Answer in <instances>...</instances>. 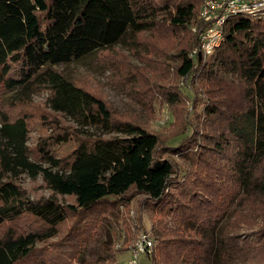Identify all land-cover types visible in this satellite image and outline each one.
I'll list each match as a JSON object with an SVG mask.
<instances>
[{"label":"trees","instance_id":"obj_1","mask_svg":"<svg viewBox=\"0 0 264 264\" xmlns=\"http://www.w3.org/2000/svg\"><path fill=\"white\" fill-rule=\"evenodd\" d=\"M202 5L0 0V264H100L85 259L87 246L102 233L110 238L112 221L130 238L127 214L138 195L159 236L152 264H206L208 234L235 196L264 193V18L229 17L222 42L200 62L191 52L211 25L199 17ZM128 35L146 43L147 58L169 56L177 77L200 79L190 94L124 54L102 52L138 104L151 110L157 95L169 103L177 115L172 135L196 123L177 145L113 110L97 85L75 83L58 68ZM37 95L46 99L36 103ZM173 153L191 159L183 175ZM22 174L40 177L50 194L31 196ZM232 216L237 235H252L250 264H264V201Z\"/></svg>","mask_w":264,"mask_h":264},{"label":"rangeland","instance_id":"obj_2","mask_svg":"<svg viewBox=\"0 0 264 264\" xmlns=\"http://www.w3.org/2000/svg\"><path fill=\"white\" fill-rule=\"evenodd\" d=\"M204 1V0H203ZM199 47V46H198ZM197 47V48H198ZM195 48L191 54L197 49ZM103 53L112 52L115 54H124L130 61V64L138 69L149 68L156 70V78L159 80H168L176 82L182 89L192 94L193 89H197L200 79L198 76L177 77L175 73V62L170 61V57H160L153 55V59L147 58L148 49L146 43H142L136 36L128 35L125 39L116 43L110 48L98 50L81 59L75 60L70 64L58 67L64 74L75 83H90L97 85L102 94L106 97L111 108L120 114H127L136 118V120L144 127L161 133L167 137V142L170 145H177L180 140L191 133V130L196 126L187 123L181 132L172 135V132L177 130V115L174 114L169 103L163 101L158 95L155 97L152 109L138 104L133 99L134 90L130 92L124 82L115 79L113 74L107 69L106 62L101 58ZM132 87L136 84L137 79H130ZM46 99L45 95H37L34 97L36 103ZM190 113L193 112L192 105L187 102ZM171 134V137L169 136ZM179 134V135H178ZM38 135L37 130L32 131L31 144L34 143L35 137ZM181 167V173L192 166L191 159L181 153H173L171 155ZM22 185L29 191L31 196L49 195L50 191L42 188V180L39 177L33 180L28 174L21 175ZM143 196L138 195L132 200V204L127 215L128 219H133L129 222L131 227L130 238L126 235L121 225L112 221L109 225L111 237L108 238L105 233L99 235L98 239H94L84 252L85 259L88 262L107 264L112 259L111 254L118 248L128 247L123 249V252H116V264H127L131 253L132 244L138 239L142 232H150L155 243L159 237L151 230V209L148 204L143 203ZM264 201V193H244L235 196L234 202L231 203L230 211L224 219L219 223L218 230L215 234L209 233L211 238V252L207 258L206 264H250L254 261V247L252 244V235L247 230H243L237 235L231 224V218L234 211L245 212L251 210L258 202ZM71 202V201H69ZM126 214V213H125ZM142 220L143 227L139 228L135 221ZM154 253V252H153ZM76 264V263H73ZM141 264H152L151 256L145 255L142 257Z\"/></svg>","mask_w":264,"mask_h":264},{"label":"built area","instance_id":"obj_3","mask_svg":"<svg viewBox=\"0 0 264 264\" xmlns=\"http://www.w3.org/2000/svg\"><path fill=\"white\" fill-rule=\"evenodd\" d=\"M239 13L264 18V0H204L199 17L211 25L202 33L201 43L191 56L200 62L208 61L223 40L228 18ZM154 245L151 233L142 232L129 250L127 264H141L142 257L152 253Z\"/></svg>","mask_w":264,"mask_h":264}]
</instances>
